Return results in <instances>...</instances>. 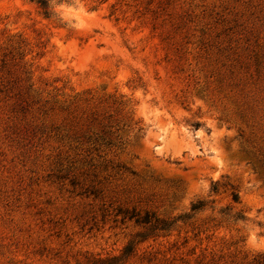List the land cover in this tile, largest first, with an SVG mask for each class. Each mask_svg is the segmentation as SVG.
<instances>
[{
	"label": "rangeland",
	"instance_id": "rangeland-1",
	"mask_svg": "<svg viewBox=\"0 0 264 264\" xmlns=\"http://www.w3.org/2000/svg\"><path fill=\"white\" fill-rule=\"evenodd\" d=\"M81 2L0 0V264H264V0Z\"/></svg>",
	"mask_w": 264,
	"mask_h": 264
},
{
	"label": "clouds",
	"instance_id": "clouds-1",
	"mask_svg": "<svg viewBox=\"0 0 264 264\" xmlns=\"http://www.w3.org/2000/svg\"><path fill=\"white\" fill-rule=\"evenodd\" d=\"M53 5L52 11L59 19L66 23V25L75 31H82L88 28V21L91 14L85 9L81 0H71L70 3L65 0H51ZM198 190L202 188L205 192L209 190L207 181H200L198 183ZM242 224L244 222H241ZM248 232L246 244L253 250L264 249V237L258 236L261 228L258 224H248L245 228Z\"/></svg>",
	"mask_w": 264,
	"mask_h": 264
},
{
	"label": "trees",
	"instance_id": "trees-1",
	"mask_svg": "<svg viewBox=\"0 0 264 264\" xmlns=\"http://www.w3.org/2000/svg\"><path fill=\"white\" fill-rule=\"evenodd\" d=\"M34 2L41 10L44 16H48V8L50 0H29ZM213 190H215V184H213ZM232 199L236 202L238 200L237 194L232 195Z\"/></svg>",
	"mask_w": 264,
	"mask_h": 264
}]
</instances>
